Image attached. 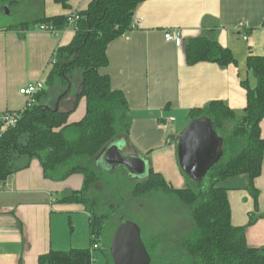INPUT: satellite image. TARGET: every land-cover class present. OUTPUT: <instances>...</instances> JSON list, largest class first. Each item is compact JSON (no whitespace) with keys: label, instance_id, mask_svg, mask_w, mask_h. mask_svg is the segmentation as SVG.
Wrapping results in <instances>:
<instances>
[{"label":"crops","instance_id":"crops-1","mask_svg":"<svg viewBox=\"0 0 264 264\" xmlns=\"http://www.w3.org/2000/svg\"><path fill=\"white\" fill-rule=\"evenodd\" d=\"M91 1L67 0L64 6L55 0H20L0 5V111L26 107L28 98L19 89L35 81H43L45 87L56 49L75 33L66 28L52 34L33 21L85 10ZM137 19L130 31L108 44V64L100 73L107 74L112 88L127 100L130 127L121 137L147 159L152 171L174 188H183L186 178L177 163V135L190 121L189 111L209 101H223L237 115L243 113L246 91L240 81L248 78L255 85L247 57L264 54V0H143L133 12V22ZM240 21L245 27L237 29ZM20 22L31 24L11 27ZM173 29L181 31L180 46L164 39V32ZM201 34L228 48L236 62L225 67L208 61L188 64L184 47ZM77 83L60 102L61 110H71L68 122L85 113V99L76 100ZM45 88L43 101L51 105L60 87ZM168 117L174 120L167 122ZM260 130L264 139V117ZM19 165L27 166L0 183V264H38L39 255L51 249L88 247V211L81 203L60 201L81 188L82 175L46 178L35 157L22 158ZM247 183V175H238L219 184L227 191L232 224L246 225L248 245L264 249V154L261 173L254 179L257 211ZM252 212L256 218L248 225ZM91 254L94 264H109L102 245Z\"/></svg>","mask_w":264,"mask_h":264},{"label":"trees","instance_id":"trees-1","mask_svg":"<svg viewBox=\"0 0 264 264\" xmlns=\"http://www.w3.org/2000/svg\"><path fill=\"white\" fill-rule=\"evenodd\" d=\"M18 1L0 0V5L8 6ZM55 1L67 6V0ZM141 1L92 0L85 10L75 11L79 17L74 36L68 44L56 49L45 85L48 89L60 87L61 93L70 83L67 94L71 93V79L74 72L80 70V89L75 95L77 101L85 99L86 108L81 119L68 122L71 110L55 111L54 103L45 107L43 99L48 93L45 86L35 95L34 103L23 109L16 126L0 138V183L27 166L19 165L22 158L34 157L46 178L63 180L73 173L83 177L81 188L62 196L60 201L84 205L90 215V245L68 250L51 249L39 255L38 264H94L93 243L102 245L107 262L112 264L108 246L118 224L113 225L108 243H104V233L116 210L107 205L112 195L106 194L105 184L101 190H93L98 182L104 183L95 158L110 141L127 136L130 116L124 93L113 89L108 75L100 73V69L108 64V44L134 27L131 13ZM67 17L68 14L40 18L32 24L44 23L61 31L69 26ZM30 24L20 22L11 27ZM184 51L188 64L208 61L225 67L236 62L228 48L203 34L190 39ZM246 66L255 85L252 86L248 78L240 81L246 91V106L240 116L220 100L209 101L188 113L190 120L208 116L224 139L223 157L204 178L196 183L185 176V187L174 188L161 173L152 171L133 186V197L157 192L177 197L187 207L191 220L186 235L176 240L173 249L162 254L158 248L159 243L164 242L162 237H148V241L143 238L152 257L151 264H264V249L247 243L246 225L232 224L227 191L219 184L229 177L247 175L246 189L257 211L259 191L254 179L261 173L264 154L260 130L264 117V54L248 56ZM229 120L235 121L231 130L219 133ZM255 218L254 213H250L247 224H252Z\"/></svg>","mask_w":264,"mask_h":264},{"label":"water","instance_id":"water-1","mask_svg":"<svg viewBox=\"0 0 264 264\" xmlns=\"http://www.w3.org/2000/svg\"><path fill=\"white\" fill-rule=\"evenodd\" d=\"M6 8V7H5ZM133 15V12L131 13ZM71 84L55 100L54 110L60 109L61 99L67 94ZM49 108V105H45ZM224 139L214 128L208 116L191 119L176 139V157L181 172L199 183L208 170L223 157ZM97 167L107 164L111 170L117 166L126 168L129 176L147 178L152 169L147 159L139 154L124 137H117L104 146L95 158ZM108 250L112 264H151L138 224L121 220L115 227Z\"/></svg>","mask_w":264,"mask_h":264},{"label":"rangeland","instance_id":"rangeland-1","mask_svg":"<svg viewBox=\"0 0 264 264\" xmlns=\"http://www.w3.org/2000/svg\"><path fill=\"white\" fill-rule=\"evenodd\" d=\"M80 74V70L74 72L71 79V91H74L78 85L77 82L81 79ZM60 91L61 89L58 90V92ZM51 105L53 106V103ZM233 124H235L233 120L225 122L219 133L226 134L231 130ZM102 165L98 168L102 173L104 183L98 182L93 190L99 191L105 184L106 194L112 195L107 205L110 209L116 210L111 224L107 225L105 230L104 243L109 242L110 232L123 219L138 224L141 228L142 237L146 241H148V237L153 239L162 237L164 242L158 245L159 254L170 250V248L173 249L176 240L181 239L190 230L191 220L187 207L182 205L177 197L167 196L161 192L133 197L131 195L133 186L141 179L129 176L123 166H117L111 170L107 164L102 163Z\"/></svg>","mask_w":264,"mask_h":264},{"label":"built area","instance_id":"built-area-1","mask_svg":"<svg viewBox=\"0 0 264 264\" xmlns=\"http://www.w3.org/2000/svg\"><path fill=\"white\" fill-rule=\"evenodd\" d=\"M78 14L75 12H71L68 14L67 21H68V27L72 30L75 31V22L78 19ZM139 20L137 19L136 21L133 22V26L137 24ZM245 24L240 21L237 25V29L244 28ZM39 29L48 31L52 34H55L58 32L52 25L48 24H40L38 26ZM164 39L167 41L173 42L176 46H180L182 44V34L179 29H173V30H166L164 32ZM244 38H246V34L244 33ZM53 63V61H52ZM44 88V82L43 81H35L31 82L28 85L22 87L19 89V93L25 95L28 100L26 103V107L34 103V98L35 95L42 91ZM23 110H12V109H7L0 111V138L3 137L10 129L16 126L18 120L21 117V113ZM174 120V117H168L166 119L167 122H171ZM99 244L98 243H93V248H98Z\"/></svg>","mask_w":264,"mask_h":264}]
</instances>
